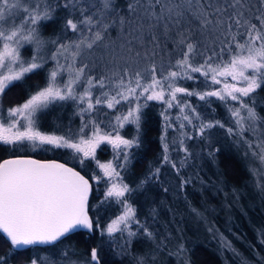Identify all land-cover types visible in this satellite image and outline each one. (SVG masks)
<instances>
[{
	"label": "snow or ice",
	"instance_id": "1",
	"mask_svg": "<svg viewBox=\"0 0 264 264\" xmlns=\"http://www.w3.org/2000/svg\"><path fill=\"white\" fill-rule=\"evenodd\" d=\"M247 2L126 0L121 4L119 0H55L54 3L53 0H0V98L12 88L21 87L28 74H38L46 62L42 54L45 45L55 46L49 57L55 66L49 70L46 86H37L38 90L29 93L23 103L8 108L7 118L0 110V142L19 145L27 141L33 149L41 146L70 149L79 157L81 165L87 159L94 160L111 181L106 198H115L123 207L120 215L101 225L99 217L90 215L89 204L90 179L101 177L86 178L75 168L55 160L41 161L22 156L4 159L0 162V230L6 235L5 242L10 248L0 255V264H10L13 260L15 264H110L108 253L115 242L114 234L127 232L125 249L137 235L131 230V223H135L149 240H155L149 227L136 219V209L126 198V193L133 189L123 182L117 171V167L124 168L130 162L126 149L139 144L137 137L126 139L119 130L126 124H135L139 130L142 109L147 107V101L161 100L168 108L179 107L180 129L193 126L192 135L181 132L178 148L183 156L179 160L172 159L169 145L164 142L165 137H161L163 156L160 164L175 172L181 189L192 182L190 176L181 177L183 169L199 155L186 145V140H204L212 129H223L225 125L219 120H205L178 94L199 96L205 102L209 97H217L226 104L238 102V106L229 108L235 123V128L226 129L229 135L243 138L245 132L255 134L258 127H264V115L257 111L258 106L264 105V98H259L257 92L264 89V0H259L258 14L251 16ZM59 11L65 13L60 18L61 35L45 40L41 27L56 22ZM221 37L227 43L217 51L216 43ZM33 45L32 55L25 58L22 49ZM226 51L227 60L223 58ZM205 52L210 54L205 55ZM68 56L72 63L61 64L59 58L67 60ZM197 56L202 57V63L195 61ZM157 57L161 61L159 67ZM214 57L219 63H213ZM77 62L79 66H75ZM100 65L107 73L93 75L94 68ZM65 72L69 78L58 83V78ZM194 73H201L206 80L210 78L213 85L221 84L219 78L223 77V87L198 92L177 86L178 79H195ZM228 77L231 83L227 82ZM81 86L83 91L77 92ZM106 87L108 91L104 90ZM96 90L99 95H94ZM141 96L145 97L143 104L140 103ZM130 98L134 99V106ZM67 100L80 102L82 117L94 115L97 106L101 105L114 109L122 101H128L129 107L125 113L116 115L111 132L102 129L101 122L96 119L83 123L76 133L69 131L57 135L41 131L37 113L54 102ZM161 114L167 122L168 116ZM167 127L171 125L166 123L165 131ZM105 143L111 145L118 156L122 155L123 163L96 160L97 148ZM245 143L258 161L259 166L250 172L257 178L256 187L264 193V183H261L264 181V139L255 144L248 140ZM219 152L220 149L215 148L209 150L207 156L215 162ZM160 173L161 167H156L148 179H159ZM146 182L142 181V184ZM192 211L200 215L195 208ZM83 232L100 237L99 243L88 250L86 259L68 246L44 257L25 256L30 251L29 246L62 244L63 238ZM261 242L264 243V239ZM223 243L226 248L231 247L229 242ZM162 247L163 241L155 249L136 255V264H156ZM70 254L77 259H70ZM123 254V251L117 253ZM170 255L179 256L182 264H192L183 244ZM242 264L250 262L245 259Z\"/></svg>",
	"mask_w": 264,
	"mask_h": 264
},
{
	"label": "trees",
	"instance_id": "2",
	"mask_svg": "<svg viewBox=\"0 0 264 264\" xmlns=\"http://www.w3.org/2000/svg\"><path fill=\"white\" fill-rule=\"evenodd\" d=\"M55 0H53V3ZM121 4L126 0H119ZM246 7L251 8L248 15H257L259 0H248ZM231 12V9H229ZM65 15L59 11V17L54 23H47L41 27L42 35L54 37L61 35L62 18ZM72 38V37H69ZM224 37L216 43V50L226 46ZM201 51H204L201 49ZM210 53L205 52V55ZM223 58L227 60L228 53H224ZM197 63H202L200 56L195 57ZM159 67L161 61L157 57ZM167 56L165 55V63ZM213 63H219L217 58H213ZM46 66V65H45ZM44 66L38 74H28L26 82L21 87L12 88L2 96V105L11 107L22 102L28 97L29 93H34L39 88L45 86L47 69ZM178 70V69H172ZM195 79H178L177 86L186 87L189 90L195 89L198 92L211 91L223 87L221 84L213 85L211 79H205L201 73L192 74ZM38 86V87H37ZM258 97L264 98V89L257 90ZM139 93V92H138ZM182 101L191 104L200 113L205 120H219L225 128H214L210 135L204 140H186L195 153L189 166L183 169L181 177L190 176L192 182L184 189L178 187V178L175 172L167 165L161 166L160 161L163 156V142L161 137H165V142L169 145V153L173 160H179L183 152L178 148V142L181 139V132L193 134V126L186 125L180 129L182 122L175 119L174 114L179 107L167 108L168 121L164 116V101H147V107L142 109V120L139 130L133 124H126L119 131L120 134L128 137H137L138 145L126 149L129 153L130 162L124 167L119 168L124 183L128 184L132 192L126 193L128 203L136 209V219L141 225H147L155 236H163L166 232L177 235L174 240L178 245L183 244L187 249V254L191 257L192 264H242L247 259L250 264H264V193L256 187V177L252 175L250 169L258 167L257 162L250 161V167L246 165V159L241 156L240 150L234 145L235 141H251L254 135L248 131L241 138L239 135H229L226 132L228 127L235 128L234 118L231 117L229 108L233 105L238 106V102L225 103L217 97H209L208 102L199 99V96H185L178 94ZM141 96V99L144 97ZM167 97V93H166ZM247 102V98H245ZM77 106L72 100L58 101L51 104L48 108L42 109L38 114L37 125L43 132L64 135L71 131L78 132L83 123L88 120L96 119L101 122L102 129H112L115 124L119 105L114 109L107 108L106 105L97 106V112L94 115L85 114L83 117ZM54 110H57V112ZM257 111L264 115V105L258 106ZM190 114V113H185ZM181 115L177 114V117ZM171 121V122H169ZM111 122V123H109ZM166 123L171 127H167ZM193 123H199L193 121ZM177 140H174V137ZM211 141V143H209ZM28 143L19 145H6L0 142V162L10 156L27 155L40 160H55L60 163H66L69 167L80 171L86 178L99 176L101 179H90L91 191L89 193V204L91 207L90 215L100 218L101 225H104L108 219L115 216L122 210V205L114 198H106L105 178L102 171L97 167L94 160L87 159L85 164L79 163V157L74 156L70 149H56L51 146H41L27 152L22 148H28ZM219 148L220 152L213 162L212 158L207 156L209 150ZM47 149V150H46ZM113 148L108 144H102L96 150V160H113L115 164L123 163L122 155L116 159L113 158ZM203 150V151H202ZM112 154V155H111ZM161 167L159 179H148L152 170ZM172 179L176 180L177 189L172 188ZM142 181H147L142 184ZM264 183V181H261ZM164 189H168L165 191ZM164 192L163 196L159 192ZM180 197L179 207L172 200V197ZM163 202V207L161 206ZM165 205V207H164ZM195 208L200 215L192 211ZM179 211V214H178ZM170 223L165 219L170 216ZM202 219H208L207 225L203 224ZM170 225V228L167 227ZM180 227L178 229L177 227ZM164 227V228H161ZM131 230L136 231L138 236H145L139 231L135 223L131 224ZM169 229V230H168ZM127 232L123 235L114 234V243L108 253L110 264H121V260L135 262L134 254L117 255L120 248L125 245ZM107 239V237H105ZM148 238H132V251H140L137 247L141 242H149ZM6 238L0 232V255L8 252L10 244L6 243ZM100 241L98 234L90 235L87 232L70 234L62 239V244L45 245L37 244L30 247V251L25 253L26 257L36 255L44 257L54 254L59 249L68 246L75 249L76 253L83 254L82 259L87 258V252L91 247L96 246ZM223 241L230 243V248H226ZM161 241L158 240L157 244ZM164 247L157 254L160 259L165 257V264H182V260L177 255H170V243L163 242ZM130 248V247H129ZM149 244L144 248V252L155 249ZM177 250V248H174ZM232 249H235L233 252ZM133 252V253H134ZM143 252V253H144ZM58 258V257H57ZM75 260L77 256H71ZM10 264H15L11 261ZM136 264V262H135ZM163 264V263H162Z\"/></svg>",
	"mask_w": 264,
	"mask_h": 264
},
{
	"label": "rangeland",
	"instance_id": "3",
	"mask_svg": "<svg viewBox=\"0 0 264 264\" xmlns=\"http://www.w3.org/2000/svg\"><path fill=\"white\" fill-rule=\"evenodd\" d=\"M42 38H44L45 40H48V39H55L54 37H46V36H44V35H42ZM34 45L33 46H25V48L24 49H22V55L25 57V58H27V57H29V56H31L32 55V53H33V49H34ZM53 51H55V46H51V45H45V48H44V50H43V52H42V54L44 55V57H45V60H46V62H45V67H46V69H47V76H48V73H49V70H51L54 66H55V62L53 61V60H51L49 57H50V54H51V52H53ZM59 60H60V63L61 64H64V65H67V64H71L72 63V60H71V57L70 56H68V59L67 60H65V58L64 57H60L59 58ZM75 66H79V62H77L76 63V65ZM102 73H107V69H105L104 67H103V65H100V66H97V67H95L94 68V70L92 71V74L93 75H96V76H99L100 74H102ZM47 76H46V82H47ZM69 77H68V73L67 72H65L61 77H59L58 78V83H60V84H62L64 81H66L67 79H68ZM219 79H221V81H222V83H221V85H223V81L225 80V78H223V77H220ZM227 79V82H229V83H231L232 81H231V78L230 77H228V78H226ZM46 82H45V86H46ZM44 87V86H43ZM105 91H108L109 89L106 87L105 89H104ZM83 91V87L81 86V87H78L77 88V92H82ZM140 90L138 89V92H139ZM112 94H115L114 93V91H113V93ZM94 95H99V91L98 90H96V91H94ZM144 97V96H143ZM142 97V98H143ZM180 97V96H179ZM181 98V97H180ZM27 99V98H26ZM26 99H24L22 102H20L19 104H21V103H23ZM130 99H133V98H130ZM145 102V97H144V99H141L140 98V103H144ZM19 104H17V105H19ZM75 104L77 105V106H81L80 105V102L79 101H77V102H75ZM17 105H13V106H11V107H16ZM135 105V101H134V99H133V104H132V106H134ZM165 106H164V112L163 113H165V115L168 113V106L166 105V104H164ZM129 107V103H128V101H122L121 102V104H119V109L117 110V112L119 113H125L126 111H127V108ZM8 108H10V107H4L3 105H2V100H1V98H0V110H2V114H3V116L5 117V118H7V109ZM179 110L180 109H176V112H175V114L173 115L174 116V118L175 119H177V114L179 113ZM57 112V110H54V112ZM39 113V112H38ZM37 113V114H38ZM164 116V115H163ZM165 118V117H164ZM21 120L23 119V118H20ZM37 122H38V117H37ZM169 122H171V121H169ZM134 126H135V124H133ZM136 127V126H135ZM105 131H108V132H111L112 131V129H104ZM121 132V131H120ZM251 135H254V138H251V141L255 144V143H257L260 139H264V127H258V129H257V131H256V133L254 134L252 131H248ZM46 133H48V132H46ZM48 134H55V133H48ZM122 135V134H121ZM122 136H124V135H122ZM126 139H132L133 137H128V136H124ZM246 137V135H244V138ZM174 140H177V137L175 136L174 138H173ZM27 142V141H26ZM165 142V141H164ZM28 143V148H22L23 150H26L27 152H30V151H32V150H34L33 149V147H32V145L29 143V142H27ZM234 145L240 150V152H241V156L243 157V158H245L247 161H246V165H247V167H250L251 165V163H250V161H248V160H254L255 162H257V164H258V161L257 160H255L253 157H252V155H251V152H252V149H250L249 147H248V144L247 143H245V141H243V142H239V141H235L234 142ZM111 146V145H110ZM113 158H116V159H118L120 156H118L117 155V151L116 150H113ZM247 154V155H246ZM112 155V154H111ZM100 161V160H99ZM108 161H113V160H107V161H100L101 163H106V162H108ZM113 163H114V161H113ZM115 164V163H114ZM259 166V165H258ZM102 171V170H101ZM117 171H119L120 172V177H121V171H120V169L119 168H117ZM102 173H103V171H102ZM102 176H104V174H102ZM104 178H105V182L104 183H106V185H105V191H107V189H108V187H110L111 186V181L109 180V178L108 177H106V176H104ZM122 178V177H121ZM124 182V181H123ZM172 182H173V184H172V188L174 189V190H176L177 189V186H174L175 184H177V182H176V180H174V179H172ZM175 183V184H174ZM178 190V189H177ZM159 194L160 195H162V197H164L163 196V194H164V192L162 191V192H159ZM115 199V198H114ZM172 200L176 203L175 205H177L178 207H179V203H180V197H178V196H174V197H172ZM163 202H161V206L163 207ZM164 207H165V205H164ZM122 211H123V207H122V210L118 213V214H116L115 216H113V217H111L110 219H108L107 221H106V223L104 224V225H106L107 223H110L111 222V220L112 219H115L118 215H120L121 213H122ZM178 214H179V211H178ZM171 213H170V216L167 218V219H165V221L167 222V223H170L169 221L171 220ZM201 221H202V223L203 224H205V225H207V221H208V219H202L201 218ZM132 224V223H131ZM131 224H130V227H131ZM167 227L168 228H170V225L169 224H167ZM161 228H164V227H161ZM178 229H180V227L178 226L177 227ZM169 230V229H168ZM140 237H145V236H138V235H136L135 236V238H140ZM147 238V237H146ZM178 239V237H177V235H172L170 232H166V234H164L163 236L161 235V236H155V240H149V239H147V240H149V242H141V243H139L138 244V249L140 250V251H132V248H131V246H129L128 247V249L127 250H125V248H124V246H122V248H120V250H119V253H121L122 251L124 252V254H127V255H131V254H134V256H136V255H139V254H142L143 252H144V248H146V247H148V245L149 244H152L153 246H157L158 244V240H160V241H163V242H165V243H170V246H168L170 249H171V251H170V253H175L177 250H175L174 248H178V243H175V241L174 240H177ZM134 252V253H133ZM165 262H166V259H165V257H163L162 255L160 256V259L159 258H157V261H156V264H165ZM121 264H135V262H131V261H125V260H121Z\"/></svg>",
	"mask_w": 264,
	"mask_h": 264
},
{
	"label": "water",
	"instance_id": "4",
	"mask_svg": "<svg viewBox=\"0 0 264 264\" xmlns=\"http://www.w3.org/2000/svg\"><path fill=\"white\" fill-rule=\"evenodd\" d=\"M16 157H18V156H12V157H8V158H5V159H11V158H16ZM22 157H30V158H32V159H36V158H34V157H31V156H22ZM36 160H40V159H36ZM3 161V160H2ZM1 161V162H2ZM41 161H50V160H41ZM1 231V233L5 236V238H6V235L2 232V230H0Z\"/></svg>",
	"mask_w": 264,
	"mask_h": 264
}]
</instances>
